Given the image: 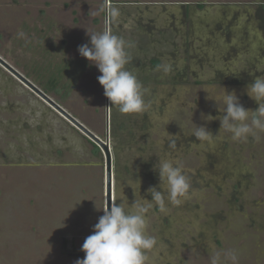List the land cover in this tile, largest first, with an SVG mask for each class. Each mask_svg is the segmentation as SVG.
I'll return each instance as SVG.
<instances>
[{"label":"rangeland","instance_id":"obj_1","mask_svg":"<svg viewBox=\"0 0 264 264\" xmlns=\"http://www.w3.org/2000/svg\"><path fill=\"white\" fill-rule=\"evenodd\" d=\"M171 1L204 8L200 21L218 14L219 4L253 3L260 12L264 5V0H0V264H74L102 215L97 209L106 207L105 155L56 107L107 144L111 204L150 200L146 190L158 185L161 160L178 163L189 178L181 203L166 202L164 211L153 206L147 213V234L155 244L145 253L146 264H210L215 250L234 251L239 264H264V138L234 142L218 130V119L206 120L222 115L217 106L223 107V88L255 110L246 85L220 84L208 70L199 84L190 79L163 90L152 79L141 84L144 111L121 114L104 97L100 73L77 51L89 42L86 32L108 29L133 39L142 25L136 4L148 8ZM111 7L120 14L114 21L108 17L107 28ZM147 15L142 14L146 22ZM252 25L255 31L257 23ZM194 123L206 127L208 139L192 135Z\"/></svg>","mask_w":264,"mask_h":264},{"label":"clouds","instance_id":"obj_2","mask_svg":"<svg viewBox=\"0 0 264 264\" xmlns=\"http://www.w3.org/2000/svg\"><path fill=\"white\" fill-rule=\"evenodd\" d=\"M119 14L118 8L108 9L109 20L114 21ZM86 35L89 42L78 46L77 51L89 66H95L100 73L96 79L109 106L116 107L121 114L143 112L146 105L141 83L125 67L129 62L125 40L108 29L100 33L86 32ZM161 67L165 73L170 71L168 65ZM245 93L256 104L255 110L246 109L234 90L223 88L220 98L223 107H218L214 100L218 113L222 115L207 116L211 119L206 120L218 119V130L228 134L234 142H245L249 138L258 142L264 138V76L247 82ZM194 125L192 135L196 139L209 138L211 133L204 125ZM155 171L159 183L146 190L150 200L142 198L128 205L112 203L110 207L97 209L102 215L81 245L83 258H77L74 264H146L145 253L155 244V238L147 234V213L153 206L164 211L166 202L173 205L181 203L190 190L189 178L178 163L161 160ZM226 261L239 264L234 251L215 250L210 256V264H226Z\"/></svg>","mask_w":264,"mask_h":264},{"label":"crops","instance_id":"obj_3","mask_svg":"<svg viewBox=\"0 0 264 264\" xmlns=\"http://www.w3.org/2000/svg\"><path fill=\"white\" fill-rule=\"evenodd\" d=\"M182 3L160 2L148 8L136 4L142 25L136 31L138 36L125 38L129 56L126 70L142 85L152 79L151 84L160 85L161 90L168 84L178 86L190 79L199 84L205 70L214 72L220 84L246 85L257 76H264L263 7L260 12L253 3L235 7L219 4L214 6L215 10L220 9L218 14L206 15L200 21L204 8ZM146 13L147 22L142 16ZM106 19L108 28V16ZM162 65H168L170 71L165 73ZM229 75L232 77L227 78ZM162 96L166 92L162 91Z\"/></svg>","mask_w":264,"mask_h":264},{"label":"water","instance_id":"obj_4","mask_svg":"<svg viewBox=\"0 0 264 264\" xmlns=\"http://www.w3.org/2000/svg\"><path fill=\"white\" fill-rule=\"evenodd\" d=\"M10 70H12L10 67H8ZM14 72V71H13ZM15 73V72H14ZM16 74V73H15ZM20 79L23 80V82L30 87L32 91H34L39 97H41L43 100L47 101L48 103L54 105L50 99L38 88L34 87L32 84H30L28 81L24 80L20 75L16 74ZM68 120L73 122L88 138H90L96 145L99 146V148L103 151L104 157H105V179H106V193H105V204L106 207L111 206V159H110V153L108 151L107 144L103 143L101 140H99L95 135H93L91 132L83 128L81 125L76 123L70 116H68L63 110H61L59 107H56Z\"/></svg>","mask_w":264,"mask_h":264},{"label":"trees","instance_id":"obj_5","mask_svg":"<svg viewBox=\"0 0 264 264\" xmlns=\"http://www.w3.org/2000/svg\"><path fill=\"white\" fill-rule=\"evenodd\" d=\"M199 7L201 6V5H198ZM263 8H264V5H263ZM94 147H96V146H94ZM96 149H98V148H96Z\"/></svg>","mask_w":264,"mask_h":264},{"label":"flooded vegetation","instance_id":"obj_6","mask_svg":"<svg viewBox=\"0 0 264 264\" xmlns=\"http://www.w3.org/2000/svg\"><path fill=\"white\" fill-rule=\"evenodd\" d=\"M198 5V4H197Z\"/></svg>","mask_w":264,"mask_h":264}]
</instances>
